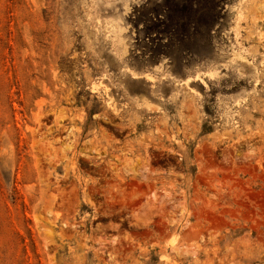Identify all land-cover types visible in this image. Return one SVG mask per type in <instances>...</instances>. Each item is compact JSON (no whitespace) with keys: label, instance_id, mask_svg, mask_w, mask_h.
Segmentation results:
<instances>
[{"label":"rangeland","instance_id":"rangeland-1","mask_svg":"<svg viewBox=\"0 0 264 264\" xmlns=\"http://www.w3.org/2000/svg\"><path fill=\"white\" fill-rule=\"evenodd\" d=\"M0 264H264V0H0Z\"/></svg>","mask_w":264,"mask_h":264},{"label":"bare ground","instance_id":"bare-ground-1","mask_svg":"<svg viewBox=\"0 0 264 264\" xmlns=\"http://www.w3.org/2000/svg\"><path fill=\"white\" fill-rule=\"evenodd\" d=\"M260 9H262V8H260ZM148 78L150 79V77H148ZM125 172H126V171H125ZM127 172H128V171H127ZM129 173H130V172H129ZM119 180H121V179H119ZM121 183H123V181H122ZM121 183H120V184H121ZM121 186H122V185H121ZM121 186H120V187H121ZM125 187H126V186H125ZM122 188H123V187H122ZM91 189H92V188H91ZM95 189H96V188H95ZM123 189H124V188H123ZM88 190H89V188H88ZM88 190H87V191H88ZM106 190H107V189H106ZM119 190H120V189H119ZM117 191H118V190H117ZM123 191L126 192V190H123ZM107 192H109V191L107 190ZM135 192H136V191H135ZM110 193H111V192H110ZM110 193H109V194H110ZM122 193H123V195H125L124 192H122ZM129 193H130V192H129ZM137 193H138V192H136V194H135V193H133V194L137 195ZM91 194H92V193H91ZM93 194H94V193H93ZM93 194H92V195H93ZM97 194H98V193H97ZM113 194H114V193H113ZM126 194H127V193H126ZM130 194H131V193H130ZM125 197H128V196L125 195ZM125 197H124V198H125ZM135 197H136V196H135ZM89 198H90V196H89ZM90 199H91V198H90ZM121 199H122V198H120L119 200L122 201ZM129 199H130V197H129ZM133 199H134V197H133ZM53 200H54V199H53ZM126 200H127V199H126ZM122 203H123V202H122ZM130 203H131V201H130ZM125 205H126V202H125ZM127 209H128V208H127ZM95 210H96V209H95Z\"/></svg>","mask_w":264,"mask_h":264}]
</instances>
